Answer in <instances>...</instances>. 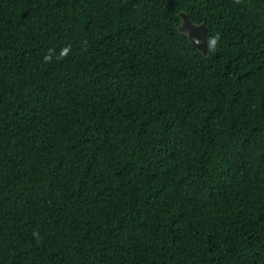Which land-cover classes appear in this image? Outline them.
<instances>
[{
  "label": "trees",
  "instance_id": "obj_1",
  "mask_svg": "<svg viewBox=\"0 0 264 264\" xmlns=\"http://www.w3.org/2000/svg\"><path fill=\"white\" fill-rule=\"evenodd\" d=\"M0 264H264V0H0Z\"/></svg>",
  "mask_w": 264,
  "mask_h": 264
},
{
  "label": "water",
  "instance_id": "obj_2",
  "mask_svg": "<svg viewBox=\"0 0 264 264\" xmlns=\"http://www.w3.org/2000/svg\"><path fill=\"white\" fill-rule=\"evenodd\" d=\"M183 25L181 32L187 34L193 44L205 55L209 50L208 28L205 25H195L187 14H181Z\"/></svg>",
  "mask_w": 264,
  "mask_h": 264
},
{
  "label": "clouds",
  "instance_id": "obj_3",
  "mask_svg": "<svg viewBox=\"0 0 264 264\" xmlns=\"http://www.w3.org/2000/svg\"><path fill=\"white\" fill-rule=\"evenodd\" d=\"M218 37H213V38H210L209 39V48L210 50H214L217 46V43H218ZM55 53V50L54 49H50L48 51V53L44 56V63H51L52 62V59H53V55ZM70 53V48L69 47H65V48H62L59 55L57 56V59L58 60H62L64 58H66ZM33 236L37 238V240H39V234L37 232H34L33 233Z\"/></svg>",
  "mask_w": 264,
  "mask_h": 264
}]
</instances>
